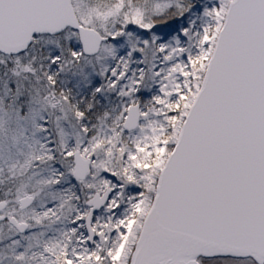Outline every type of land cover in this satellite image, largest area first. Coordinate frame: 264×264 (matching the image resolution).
Masks as SVG:
<instances>
[{
  "label": "snow or ice",
  "instance_id": "snow-or-ice-1",
  "mask_svg": "<svg viewBox=\"0 0 264 264\" xmlns=\"http://www.w3.org/2000/svg\"><path fill=\"white\" fill-rule=\"evenodd\" d=\"M0 264H264V0H0Z\"/></svg>",
  "mask_w": 264,
  "mask_h": 264
}]
</instances>
